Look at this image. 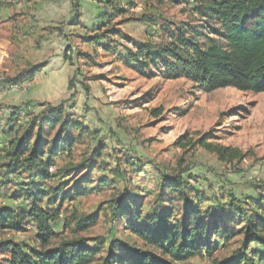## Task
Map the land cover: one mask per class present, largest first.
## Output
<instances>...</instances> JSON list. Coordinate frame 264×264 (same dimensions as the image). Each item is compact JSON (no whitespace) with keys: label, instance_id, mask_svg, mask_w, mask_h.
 <instances>
[{"label":"rangeland","instance_id":"374dc122","mask_svg":"<svg viewBox=\"0 0 264 264\" xmlns=\"http://www.w3.org/2000/svg\"><path fill=\"white\" fill-rule=\"evenodd\" d=\"M106 1L0 0V9L8 10L0 22V109L9 105L27 109L32 102L62 103L95 132L83 138L72 159L78 161L96 141L107 145L105 151L109 154L103 160L110 167L116 153L140 165L134 171L127 170L126 177L131 180V189L143 197L156 190L160 172L172 175L179 170L196 174L198 183L208 193L227 197L234 192L245 197L261 192L264 92H243L230 87L203 92L185 77L167 79L161 69L152 68L155 74L148 78L126 63L127 50H134L136 42H160L168 26L198 27L205 35L198 36L200 41L220 42L215 34L219 25L202 18L192 0L183 4L167 0H113L115 6L123 8L122 14L110 18L105 28L113 35L120 33H109L95 44L83 42L85 35L97 33L90 29L100 21L98 15L106 8ZM140 17L148 20H139ZM73 18L79 21L76 29L70 25ZM102 45L111 50L106 51ZM46 62L52 66L47 73L42 74L41 70L31 80L19 82L27 70L36 71ZM14 79L18 82L10 85L8 82ZM11 86L14 88L10 89ZM182 135L184 138L176 145ZM199 139L212 147L236 149L242 158L220 160ZM122 167L127 169L124 164ZM93 171L94 175L100 174L96 168ZM0 175L3 176V170ZM107 175L111 177L108 170ZM13 185H0V206L20 207V200L12 198L17 190ZM113 197V188L105 184L76 201H65L52 225L56 236L48 248L75 236L102 242L100 255H104L110 239L135 241L139 246L137 238L112 217L109 203ZM139 201L144 209H149L152 198ZM94 213L97 218L91 227L76 230L74 218ZM36 238L32 225L23 233H0V239H12L32 248L39 247ZM218 239L224 245L218 246L212 256L204 253L186 264H213L214 259L231 258L239 248L240 237ZM91 264H101V257Z\"/></svg>","mask_w":264,"mask_h":264},{"label":"trees","instance_id":"16d2710c","mask_svg":"<svg viewBox=\"0 0 264 264\" xmlns=\"http://www.w3.org/2000/svg\"><path fill=\"white\" fill-rule=\"evenodd\" d=\"M167 1L183 4L188 0ZM192 2L202 18L219 25L215 34L220 42L200 41L198 36L205 35L198 27L168 26L163 31L164 40L136 42L134 50H127L128 67L148 78L155 74L152 68L161 69L165 78L185 77L203 92L227 87L264 92V0ZM104 3L106 8L98 15L100 21L91 28L98 34L85 35L82 39L86 42L95 44L109 33H120L113 35L105 27L110 18L122 14L123 8L115 6L113 0ZM70 22L76 24L77 19ZM108 45H102L106 51L111 50ZM38 69L27 70L19 82L31 80ZM15 79L7 82L14 85L18 82ZM41 106L39 112L33 110L36 104L27 109L10 106L9 114L0 116V185L13 183L17 190L12 198L20 200L18 208L0 206V233H23L32 225L39 245L32 248L12 239H0V264H91L99 257L101 264H186L204 253L212 256L218 246L224 245L220 236L226 241L239 236V248L231 258L214 259L213 264H264V187L255 195L243 197L230 192L225 198L202 189L196 174L179 170L172 175L160 172L156 190L143 197L131 189V180L126 177L127 170L140 166L136 161L116 153L110 167L103 160L109 154L105 151L107 145L98 141L74 161L72 156L79 143L95 132L62 103ZM183 138L178 137L176 145ZM201 140L198 142L220 160L242 158L236 149L212 147ZM95 168L100 174L94 175ZM105 184L114 191L109 203L112 217L137 238L139 246L135 241L110 239L104 255H100L102 242L75 236L48 248L56 236L52 225L64 202L76 201ZM143 198H152L149 209L139 203ZM96 218L95 213L74 218V226L85 231Z\"/></svg>","mask_w":264,"mask_h":264},{"label":"crops","instance_id":"0c3cea01","mask_svg":"<svg viewBox=\"0 0 264 264\" xmlns=\"http://www.w3.org/2000/svg\"><path fill=\"white\" fill-rule=\"evenodd\" d=\"M0 10H2V11H0V18H2L1 20H0V22H2V20H4L3 18L5 17L6 18V16H7V12H8V10L7 9H0ZM7 10V11H6ZM79 23V21L77 20V23L76 24H78ZM97 23V22H96ZM96 23H93L94 25H96ZM76 24H72L71 22H70V25H72L71 26V28H75L76 29V27H75V25ZM82 26H84L83 24H82ZM91 28V27H90ZM91 30V29H90ZM82 41L83 42H85L83 39H82ZM87 43V42H86ZM90 44V43H89ZM65 63V62H64ZM64 68V67H63ZM52 69V66L50 65V63H48V62H46V63H44V64H42V66L37 70V72H35V74H34V76H36V75H38L39 74V72L41 71V70H43L42 71V74H45V73H47V71L48 70H51ZM65 70V69H64ZM69 74H72V71L70 70V72H69ZM33 76V77H34ZM36 104V109H33L35 112H39L41 109H42V104H37V103H34V102H32L31 104H29L28 106H33V105H35ZM44 104V103H43ZM11 106H15V105H11ZM9 107H10V105L7 107V108H2V109H0V116H2V117H6L8 114H9ZM28 108H30V107H28ZM68 111H70L69 109H67ZM71 112V111H70ZM74 114V113H73ZM74 116H75V114H74ZM76 118H79V117H77V116H75ZM80 119V118H79ZM80 120H82V119H80ZM83 121V120H82ZM84 122V121H83ZM85 123V122H84ZM87 125V124H86ZM89 128H90V126H89Z\"/></svg>","mask_w":264,"mask_h":264},{"label":"built area","instance_id":"2783aa9c","mask_svg":"<svg viewBox=\"0 0 264 264\" xmlns=\"http://www.w3.org/2000/svg\"><path fill=\"white\" fill-rule=\"evenodd\" d=\"M14 88V86H11L10 89Z\"/></svg>","mask_w":264,"mask_h":264}]
</instances>
